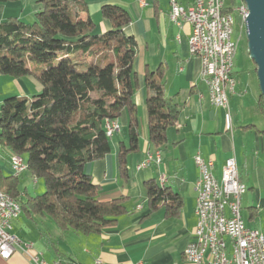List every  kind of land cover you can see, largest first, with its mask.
Listing matches in <instances>:
<instances>
[{
    "label": "trees",
    "instance_id": "16d2710c",
    "mask_svg": "<svg viewBox=\"0 0 264 264\" xmlns=\"http://www.w3.org/2000/svg\"><path fill=\"white\" fill-rule=\"evenodd\" d=\"M17 0H0V4ZM34 19L0 21V74L30 76L40 91L29 98L8 97L0 107V145L9 155L26 156L27 170L44 183L45 191L29 195L19 176L0 168V190L27 215H49L57 227L83 235L113 226L126 212L123 197L101 202L99 187L85 165L110 152L106 120L128 115L127 142L118 148V175L128 178L127 157L139 149V122L133 99L138 87L134 70L137 43L123 27L131 22L122 6L100 8L111 28L95 32L84 0H37ZM230 9V8H229ZM234 74V72H233ZM164 70L144 69L147 139L152 150L167 144V130L178 121L181 106L165 96ZM234 76V75H233ZM257 107L263 114L259 92ZM253 127L248 125L247 127ZM151 209L164 204L178 215L181 201L169 188L145 181ZM256 218V207H249Z\"/></svg>",
    "mask_w": 264,
    "mask_h": 264
},
{
    "label": "crops",
    "instance_id": "0c3cea01",
    "mask_svg": "<svg viewBox=\"0 0 264 264\" xmlns=\"http://www.w3.org/2000/svg\"><path fill=\"white\" fill-rule=\"evenodd\" d=\"M36 1L17 0L0 4V21L17 17L31 22L40 8ZM84 1L95 23L96 33L111 28L110 22L100 13L103 5L124 7L132 20L123 30L137 43L134 70L138 87L133 99L139 122V149L127 157L128 178H119L117 156L119 143L127 142L128 115L125 110L117 120L120 130L110 137L113 138L110 140V152L87 163L84 168L99 187L97 199L106 202L123 197L126 212L113 226L88 235L71 229L62 231L57 225L48 224L50 222L45 215H40L34 228L26 225L20 234L14 231L16 219L12 233L23 242H31L33 247L27 253L17 250L8 259L0 257V264H31L29 255H38L48 263L58 264H95L96 261L101 264H188L184 250L195 239V182L199 176L194 162L196 154L213 160V174L218 180L224 177L225 160L234 157L240 180L246 185V190L251 189L252 198L256 201L257 213L264 208V130L253 123L251 114L254 103L258 109L259 92L252 104V100L246 98V86H239L237 82L235 93L229 95V114L211 104L207 86L200 77V58L188 51L191 26L185 23L178 28L170 21L168 0H146L145 5H141L139 0ZM178 1L186 7L193 3V0ZM146 65L150 69L163 68L165 96L173 97L181 106V112L175 126L167 130V144L156 149L160 152L161 161L137 169L147 151H156L152 150L147 139L143 84ZM40 89L39 83L30 76L13 78L0 74V107L8 97L29 98ZM10 156L0 145V168L7 175L12 174ZM162 176L165 178L163 184ZM147 180L159 182V186L169 188L179 196L181 207L178 215L170 216L164 204L150 208L145 187ZM24 190L27 193V189ZM24 214L33 222L34 217L39 216Z\"/></svg>",
    "mask_w": 264,
    "mask_h": 264
},
{
    "label": "built area",
    "instance_id": "2783aa9c",
    "mask_svg": "<svg viewBox=\"0 0 264 264\" xmlns=\"http://www.w3.org/2000/svg\"><path fill=\"white\" fill-rule=\"evenodd\" d=\"M170 21L182 28L183 24L191 26L188 37V51L190 54L198 56L201 62L200 77L207 86L208 93L211 88H219V100L213 106L225 108V99H229L230 94L235 93L236 80L233 76L234 58L232 50H229L231 38V18L229 17V7H226L224 0H217L215 13H205L207 0H193L191 6H183L178 0H168ZM141 5L146 4V0H139ZM240 9L243 14L244 23L248 14V8L241 4ZM212 23H219L218 44L219 53L215 62V74L206 72V55H202V43H209L204 40V33H209ZM228 116V114H227ZM229 123L230 118L228 116ZM114 120H106L104 123L108 137L114 135ZM161 161L160 152L147 151L145 158L137 165V169L149 166L151 163ZM194 162L198 168L199 176L195 182L197 191L195 216L196 225L194 231V241L184 250V256H189L188 264H202L203 257H210V264H264V232L256 227L246 225L242 216L241 195L245 193L246 186H241L237 178V164L234 157H229L224 162L225 188L227 191V208L218 210L219 197L215 193V214L216 221L214 228H205V216L207 210L203 207L202 190L204 166H211L212 189L215 192V176L213 174L214 163L212 159H203L199 154L194 156ZM9 166L14 176L22 174L23 162L14 157H9ZM165 178L162 176V184ZM36 183V182H34ZM18 218L15 209L7 208L5 199H0V257L10 258L17 250L28 252L32 249L31 242H23L18 236L12 233L13 222ZM255 231H262V241H255ZM222 232H230L231 254H224V243H222ZM31 264H58L48 263L38 255H29ZM95 264H101L96 261Z\"/></svg>",
    "mask_w": 264,
    "mask_h": 264
},
{
    "label": "rangeland",
    "instance_id": "374dc122",
    "mask_svg": "<svg viewBox=\"0 0 264 264\" xmlns=\"http://www.w3.org/2000/svg\"><path fill=\"white\" fill-rule=\"evenodd\" d=\"M243 3V0H224V4L226 7H229V12L233 15V33L232 39L236 44V54L234 57V78L236 83H239V86L245 85L246 90V98L252 100L255 95L258 94L259 87L258 81L256 77L255 64L253 60L250 58L247 48V38L246 32L244 28V21L242 17L237 13L236 8ZM252 110L253 123L257 125L259 129L264 130V116L263 114L255 107ZM234 116V113H232ZM113 138H109L111 140ZM22 159L26 162V156H21ZM6 172V171H5ZM239 172V170H238ZM20 179V189H27V194L36 195L41 194L45 191L44 183L42 180L37 179L36 183H33L34 178L31 177L30 173L27 170L19 176ZM251 189L246 190L244 194L241 195V206H242V216L247 226L249 227H260L264 232V208L259 211L258 217L251 219L249 216V207H256V201L252 198ZM39 216H35V222L28 219L24 212L20 213L19 218H17V222H14V231L20 233L21 231H25L26 225L35 227V223H38L37 219H40ZM46 219L50 222L48 224H52L56 226L55 222L49 215H45ZM21 234V233H20Z\"/></svg>",
    "mask_w": 264,
    "mask_h": 264
},
{
    "label": "bare ground",
    "instance_id": "6f19581e",
    "mask_svg": "<svg viewBox=\"0 0 264 264\" xmlns=\"http://www.w3.org/2000/svg\"><path fill=\"white\" fill-rule=\"evenodd\" d=\"M205 6V13H215V6H217V0H207ZM241 4H245L244 2ZM241 4L236 8L237 13L242 17L243 14L240 9ZM170 16V14H169ZM229 17L231 18V38L233 33V15L229 12ZM218 32H219V23H212V27H209V33H204V40H210L209 43H202V55H206L208 61H206V72L208 74H215V62L217 60V53H219V44H218ZM229 50H232V58L235 57L236 54V44L234 41L229 42ZM211 104H216V100H219V88H211L210 93H208ZM225 108L229 114V99H225ZM230 117V116H229ZM114 122L118 123L117 120ZM120 130V125L115 124L114 133ZM108 135V132L106 131ZM155 152H159L156 150ZM15 159H19V161L23 162L22 173L27 170L26 162L22 159L20 155L13 154L11 155ZM238 182L241 186H246L239 177V172L237 171ZM36 182V179L34 180ZM162 183V177H161ZM159 184V182H158ZM203 185L204 190H202L203 197V207L207 210V215L205 216V228H214V222L216 221L215 214V193L219 197L218 201V210H225L227 208V191L225 188V173L224 177L218 180L215 177V192L209 191L212 189V180H211V166H204V175H203ZM0 199H5L7 203V208L15 209L17 216L21 213L20 204L13 200L7 193L0 190ZM230 232H222V243H224V254H231V240ZM255 241H262V231H255ZM185 259L189 263V256H185ZM202 264H210V257H203Z\"/></svg>",
    "mask_w": 264,
    "mask_h": 264
},
{
    "label": "water",
    "instance_id": "95a60500",
    "mask_svg": "<svg viewBox=\"0 0 264 264\" xmlns=\"http://www.w3.org/2000/svg\"><path fill=\"white\" fill-rule=\"evenodd\" d=\"M248 8L244 28L250 58L255 64L264 116V0H243Z\"/></svg>",
    "mask_w": 264,
    "mask_h": 264
}]
</instances>
